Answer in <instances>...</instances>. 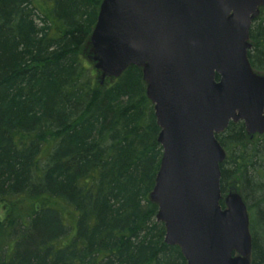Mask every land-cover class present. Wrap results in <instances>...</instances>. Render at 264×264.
Wrapping results in <instances>:
<instances>
[{"label": "trees", "instance_id": "trees-1", "mask_svg": "<svg viewBox=\"0 0 264 264\" xmlns=\"http://www.w3.org/2000/svg\"><path fill=\"white\" fill-rule=\"evenodd\" d=\"M101 2L0 0V264H186L150 199L162 147L142 69L101 83L83 53ZM249 42L264 75V7ZM216 139L261 264L264 133L230 122Z\"/></svg>", "mask_w": 264, "mask_h": 264}, {"label": "water", "instance_id": "water-1", "mask_svg": "<svg viewBox=\"0 0 264 264\" xmlns=\"http://www.w3.org/2000/svg\"><path fill=\"white\" fill-rule=\"evenodd\" d=\"M262 7L264 0H102L90 35L103 75L142 69L162 147L150 199L165 243L186 264H251L246 205L236 191L222 197L225 152L216 135L239 121L248 134L264 133V75L248 60Z\"/></svg>", "mask_w": 264, "mask_h": 264}, {"label": "rangeland", "instance_id": "rangeland-1", "mask_svg": "<svg viewBox=\"0 0 264 264\" xmlns=\"http://www.w3.org/2000/svg\"><path fill=\"white\" fill-rule=\"evenodd\" d=\"M89 44H90V41H89ZM83 53L86 54V57L88 58V60L93 64V68L99 73L97 78L100 80L101 83L104 82L108 78V76L103 75L100 70L95 68V63H96V60L94 58L95 53H94V50L91 44H90V49L89 50L84 49Z\"/></svg>", "mask_w": 264, "mask_h": 264}]
</instances>
